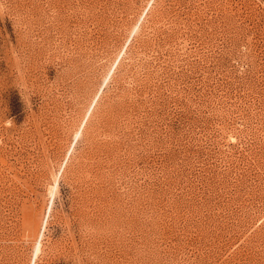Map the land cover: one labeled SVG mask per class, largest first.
<instances>
[{"label": "rangeland", "instance_id": "rangeland-1", "mask_svg": "<svg viewBox=\"0 0 264 264\" xmlns=\"http://www.w3.org/2000/svg\"><path fill=\"white\" fill-rule=\"evenodd\" d=\"M0 264H264V0H0Z\"/></svg>", "mask_w": 264, "mask_h": 264}, {"label": "bare ground", "instance_id": "bare-ground-1", "mask_svg": "<svg viewBox=\"0 0 264 264\" xmlns=\"http://www.w3.org/2000/svg\"><path fill=\"white\" fill-rule=\"evenodd\" d=\"M56 186H57V183H56ZM39 247V246H38ZM40 250V249H39Z\"/></svg>", "mask_w": 264, "mask_h": 264}]
</instances>
